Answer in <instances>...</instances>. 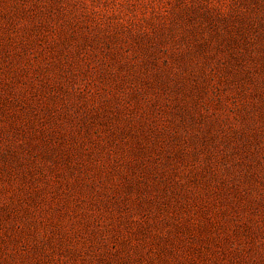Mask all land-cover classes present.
Instances as JSON below:
<instances>
[{
  "label": "rangeland",
  "instance_id": "rangeland-1",
  "mask_svg": "<svg viewBox=\"0 0 264 264\" xmlns=\"http://www.w3.org/2000/svg\"><path fill=\"white\" fill-rule=\"evenodd\" d=\"M0 264H264V0H0Z\"/></svg>",
  "mask_w": 264,
  "mask_h": 264
}]
</instances>
